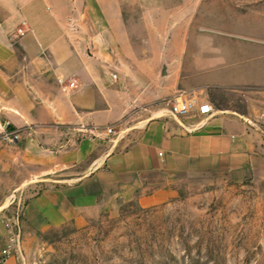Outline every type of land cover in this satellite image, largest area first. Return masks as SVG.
Listing matches in <instances>:
<instances>
[{"label": "crops", "instance_id": "obj_1", "mask_svg": "<svg viewBox=\"0 0 264 264\" xmlns=\"http://www.w3.org/2000/svg\"><path fill=\"white\" fill-rule=\"evenodd\" d=\"M172 1L0 0V121L21 132L15 145L0 142V203L17 187L45 184L24 207V235L81 223L108 197L150 207L187 175L221 170L244 180L264 166L262 131L214 97L196 99L213 109L206 124L153 108L177 82L171 53L185 49L163 42L182 34L170 28ZM242 25L254 35L251 19ZM225 48L195 57L196 84L264 86V59L250 64V45L238 46V62ZM133 116L142 121L107 135ZM5 234L0 224V243Z\"/></svg>", "mask_w": 264, "mask_h": 264}, {"label": "rangeland", "instance_id": "obj_2", "mask_svg": "<svg viewBox=\"0 0 264 264\" xmlns=\"http://www.w3.org/2000/svg\"><path fill=\"white\" fill-rule=\"evenodd\" d=\"M173 1L176 13L170 28L182 34L162 38L165 44L185 49L170 55V73L177 82L170 83V94L154 105L156 113L166 111V102L174 98L209 95L221 106L244 113L238 118L262 131L264 140L260 120L264 86L205 87L195 83L194 67L195 57L209 55L212 44L230 50L234 62L242 60L238 46L250 45L248 62L260 63L264 59V0ZM180 9L185 10L179 13ZM244 18L251 19L254 35H242ZM166 69L164 64L160 75ZM140 121L133 116L128 123L105 130L112 128L115 134L109 136L116 137ZM43 188L45 184L34 181L1 197L4 231L2 219L18 214L21 254L10 258L14 264H264V166L244 180H234L221 170L187 175L173 182L168 201L150 207L108 197L81 223L70 221L24 235V207ZM5 239L6 234L0 249Z\"/></svg>", "mask_w": 264, "mask_h": 264}, {"label": "built area", "instance_id": "obj_3", "mask_svg": "<svg viewBox=\"0 0 264 264\" xmlns=\"http://www.w3.org/2000/svg\"><path fill=\"white\" fill-rule=\"evenodd\" d=\"M77 1V0H72ZM71 27L77 30V27L72 23ZM21 34V31L18 30ZM115 80L116 76L112 75ZM167 114L179 119L189 115H196L200 117L203 124H206L213 116L212 107L205 102H198L194 98L181 99L174 98L166 102ZM261 123L264 125V110L260 115ZM108 135H114L115 131L112 128L107 129ZM21 138V132L18 129L12 128L7 121H0V142L8 145H15ZM6 231V239L4 246L0 249V264H5L7 260L14 256L21 254L20 242L21 231L18 221V214L9 218L2 219Z\"/></svg>", "mask_w": 264, "mask_h": 264}]
</instances>
